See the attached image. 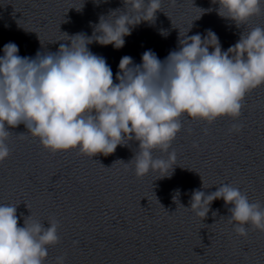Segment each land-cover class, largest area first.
I'll return each instance as SVG.
<instances>
[{"label":"water","instance_id":"obj_1","mask_svg":"<svg viewBox=\"0 0 264 264\" xmlns=\"http://www.w3.org/2000/svg\"><path fill=\"white\" fill-rule=\"evenodd\" d=\"M82 3L0 0V54L8 41L18 44L21 55L55 51L78 31L91 34L89 22L101 14L126 10L123 0H85L78 11ZM209 6L212 10L201 14ZM217 7L212 0H163L155 22L134 26L122 47L96 42L89 47L106 57L115 77L123 55L139 62L151 48L163 58L178 47V33L189 27V35L211 28L227 49L241 31L264 26V0L261 12L241 26L220 16ZM180 119L182 127L169 150L176 153L173 171L163 177L158 170L136 174L129 160L138 141L91 156L78 147L51 151L24 123L10 126L11 151L0 161V203L17 204L21 225L27 215L45 226L59 220L60 240L48 245L44 264H56L61 255L65 264H264V230L249 224L247 235L239 234L229 219L231 205L222 198L211 202L205 217L186 207L193 188L210 192L224 182L264 203V84L246 93L239 117ZM236 122L242 124L239 131L232 129ZM154 155L168 153L155 149ZM177 188L179 201L172 199Z\"/></svg>","mask_w":264,"mask_h":264},{"label":"clouds","instance_id":"obj_2","mask_svg":"<svg viewBox=\"0 0 264 264\" xmlns=\"http://www.w3.org/2000/svg\"><path fill=\"white\" fill-rule=\"evenodd\" d=\"M162 2L123 0L126 10L115 8L107 16L101 14L89 22L91 34L78 31L55 51L38 49L34 56L21 55L16 42L4 43L0 54V161L11 151L10 126L24 123L51 151L78 147L91 156L107 155L117 145L138 141V151L129 160L136 174L158 170L165 173L159 177L170 176L176 153L169 150L182 127V115L208 122L223 115L239 117L246 93L264 84V26L241 31L227 49L211 28L206 34L189 35V27L178 33V47L163 58L151 48L141 53L139 62L123 55L115 77L106 57L89 47L93 42L122 47L134 26L155 22ZM84 3L72 7L81 11ZM212 3L218 5L220 16L237 26L261 12V0ZM202 9L201 14L212 10L211 6ZM160 32L169 34L167 29ZM241 127L240 122L232 125L237 131ZM155 149L168 155L156 156ZM179 195L177 188L172 199L179 201ZM217 198L231 205L229 219L239 234L247 235L249 224L264 230V203L250 200L232 183H221L210 192L193 188L186 207L205 217ZM27 216L21 225L17 204L0 203V264H44L48 245L60 240L59 220L45 226L40 219L29 221ZM56 264H65L64 256H57Z\"/></svg>","mask_w":264,"mask_h":264}]
</instances>
